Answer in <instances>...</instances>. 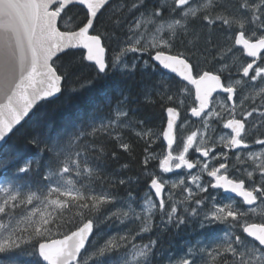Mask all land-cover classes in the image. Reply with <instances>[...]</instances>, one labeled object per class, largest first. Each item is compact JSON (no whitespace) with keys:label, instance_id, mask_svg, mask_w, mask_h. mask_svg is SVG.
Returning a JSON list of instances; mask_svg holds the SVG:
<instances>
[{"label":"snow or ice","instance_id":"obj_1","mask_svg":"<svg viewBox=\"0 0 264 264\" xmlns=\"http://www.w3.org/2000/svg\"><path fill=\"white\" fill-rule=\"evenodd\" d=\"M75 5L83 9L82 19H73L66 11ZM108 6L110 0H0V143L6 142L40 102L62 92L63 85L75 74L77 63L65 64L62 54L83 49L86 55L80 62H93L95 68V77L87 81L89 85L109 76L128 54H136L130 66L124 63L129 73L135 72L139 58L147 55L149 59L143 60V65L168 70L187 82L179 91H170L165 85L155 92L161 102L177 105L166 108L167 125L162 137L167 151L149 153L153 141L146 138L153 133L144 127L145 119L137 118V109L130 107V95H122L109 116L93 120L87 128L58 137L51 144L33 137L30 142L37 147L44 143L48 159L43 172L39 160H24L15 168L17 180L38 177L40 184L35 189L14 181L0 186V254L30 249V255L47 264H108L109 257H113L110 264H152L159 237H150L146 243H137V238L154 230L162 232L169 226L179 229L197 219L202 229L226 225L224 238L210 244L197 241L169 264H264V217L256 222L249 216L252 206L264 205V148L252 150L253 145L264 146V135L250 141L247 131L248 127H264V0H236L231 10L219 0H160L155 7H150L147 0H132L128 12L139 11V15L128 25L130 35L122 42L119 53L113 51L106 59L113 34L103 30L100 18L110 10ZM115 23L119 25L121 21ZM214 28L220 29L224 44L212 39ZM204 29L208 30L204 43L215 44L213 58L223 62L215 71L202 69L195 58L194 41H199ZM236 46L251 59L236 67L241 78L233 81L232 66L226 57L236 56ZM225 73L226 79L222 80ZM189 85L194 86V93ZM238 86L241 93L237 101ZM218 91L227 94L226 100L231 102L219 103L227 117L215 108L208 111L212 95ZM185 92L193 96L191 116L203 118V130L196 128L186 135L183 124L177 128L181 115L178 107H184ZM144 99L156 102L150 90L144 92ZM245 101L250 102V107H244ZM254 113L259 122L254 120L249 125L248 118ZM214 118L226 120L223 127L230 134L210 143L211 137L205 139V132ZM138 126L141 130L135 135L148 145L140 175H101L107 159L119 158L116 151L107 150L103 140L115 142L130 160L134 159L133 145L125 139L124 130ZM178 135L180 145L174 150ZM190 149L199 154L195 159L189 158ZM234 150H240L233 157L240 164L246 162L241 159L244 150H249L246 155L252 161L251 170L230 164L229 152ZM153 160L165 174L187 170L190 184L183 177L170 181L157 175L149 168ZM13 163L14 160H5L0 168ZM121 168L128 169L129 164ZM193 169L198 171L193 173ZM141 178L149 179V190L156 199L147 196L138 212L132 207L135 199L131 190L122 200L113 189L121 185L130 189L133 181ZM175 189H180L179 200L173 197ZM210 189L234 194L249 206L248 210L238 207L234 199L218 201L219 193L212 194ZM120 204L128 210L109 209L110 205ZM21 206H31V210L17 220L15 210ZM157 214L159 223L154 225ZM125 219L138 221V230L129 228L126 234L111 236L103 243H90L94 226L113 220L123 223Z\"/></svg>","mask_w":264,"mask_h":264},{"label":"trees","instance_id":"obj_2","mask_svg":"<svg viewBox=\"0 0 264 264\" xmlns=\"http://www.w3.org/2000/svg\"><path fill=\"white\" fill-rule=\"evenodd\" d=\"M131 3L132 0H117L109 6L110 10L105 13L104 17L100 18L104 24L103 30L113 34V39L107 47L108 58L111 57L112 51L119 53L122 42L127 40L129 35L128 25L133 22L135 15H137V11L128 12ZM66 11L73 19H82L84 16L83 9L79 7H72ZM116 20H120L121 23L117 25ZM83 56H85L84 52H69L62 57L65 64L70 61L77 62L74 66L75 74L71 80L63 85V93L60 98L40 105L26 124L10 138L8 144L0 153V163L5 160H14L15 163L0 168V184L14 181L16 184L25 187L32 186L35 189L36 185L40 184L38 177L17 180L15 168L24 160H39L41 162L40 171L43 172L48 159L44 152V143L51 144L58 137L66 136L80 128H87L93 120L109 116L123 94L130 95L133 98L130 107L137 109V118L145 119L144 127L151 129L153 133L151 138H146L153 141L149 147V153L155 152L158 154L163 151L162 132L167 124L166 108L175 106L173 102H161L155 95L157 90H162L164 87L160 86L151 74L141 72L142 74L136 73L134 75L135 72L129 73V69L124 68V66L119 69L116 68L106 78L97 79L89 85L87 81L95 77V68L94 65L88 64L86 60L80 62V58ZM128 58L131 65L133 57L129 56ZM147 90L151 91L152 100H155V103H150L144 99V92ZM140 130L139 126L135 129L124 130L125 139L134 148V159L131 160L127 153L116 146L115 142L107 139L103 140L107 150L116 151L119 158L107 159L103 165L101 175H123L125 178L140 175L142 170L141 161L145 155L144 148L148 147L145 139L135 135V132ZM33 137L44 143L37 147L30 142ZM123 164H129V168L122 169L121 165ZM153 165L154 160L149 164V168L151 169ZM149 182L148 178H141L138 182L133 181L130 189L121 185L113 191L119 197L121 196L123 200L126 198L127 192L131 190L135 199L132 204L134 208L137 205L138 194L147 190ZM117 207L118 205H110L109 209L115 211ZM129 228H132V226ZM105 236L104 223L95 226L91 244L102 243ZM30 251V249H23L14 253L0 254V256L7 263L43 264L38 256L30 255ZM112 259L113 257L108 258V264Z\"/></svg>","mask_w":264,"mask_h":264},{"label":"flooded vegetation","instance_id":"obj_3","mask_svg":"<svg viewBox=\"0 0 264 264\" xmlns=\"http://www.w3.org/2000/svg\"><path fill=\"white\" fill-rule=\"evenodd\" d=\"M115 1H117V0L112 1L110 3V5ZM156 2L159 3L160 0H147V3L150 7H155ZM206 2H207V0H201V3H206ZM219 3L224 4L227 8H229L231 10L232 7L235 5L236 0H219ZM136 13H137V15H135V17H137L139 15V11H137ZM207 31H208L207 29H204V31L201 33V37H200L199 41H194V43L196 44V48L193 50L196 53L195 58L199 60L200 66L202 69L215 71L217 68L222 66L223 62H221L218 58H216V59L213 58V57H216V46H215V44L212 46H209V45H206L204 43V36L207 33ZM220 33L221 32H220L219 28H214L212 30V39L216 42V44L222 45L225 43V41L221 40ZM185 44H187V40H185ZM177 47H179V48H181V50H183V46L180 45L179 43H177ZM233 51L238 55V57H239L238 60L231 61L230 58H229V60H228V58H226V62L232 66L231 70L234 74L233 75V81H234L235 79L241 78L239 76V74H237L235 71L236 67L242 61L250 60L251 58H248L245 54H243L241 52L239 46H236V48H234ZM148 59H149L148 56H143V57L139 58V60L137 61V69H136L134 74L141 73V72L149 73L152 75L153 78H155L157 80V83L160 86L168 85L169 89H170V87H172L170 89V91H176V90L179 91L180 87L183 84H186V82L181 81L180 79H178L174 75L166 73L164 70L162 71L160 68H153L151 66L143 65L142 61L148 60ZM151 63L152 62L150 61V65H151ZM226 75H227L226 73L222 75V80L226 79ZM188 87H189L190 92L194 93V87L191 85H189ZM260 87L261 86L259 85V82H257L256 91H259ZM243 91L245 94H248L249 89L245 88ZM240 93H241V89L238 86L237 98H236L237 101L239 100ZM226 96H227V94H224L221 92L216 93L212 97V103L210 104L208 111H211L212 108H215L216 111L221 112V115L223 117H227V115H228L227 112L223 111L219 107L220 102H225V103L231 104L230 101L226 100ZM182 98L184 99L185 104H184V107H182V108L178 107V110L180 111L181 115H180V120H179V123L177 125V128L179 129L181 124H183V132L185 135L190 134L191 130H194L196 128H200L203 130V125L201 123L203 118L191 116L190 108L193 104V96L190 95L188 92H185V93H183ZM257 103H259L258 98H257ZM175 106H177V105L175 104ZM244 107L245 108L250 107V102L245 101ZM254 120H256L257 123L259 122L258 114H256V113H254L253 117L248 118V124L251 125L252 121H254ZM224 122H226V120L221 121V120L215 119V118L210 119L208 129L205 132V139H208L209 137H211V140L209 141L210 143L211 142H218L220 136L230 134V130L225 129L223 127ZM247 131L249 133L248 139L250 141L257 135H264V127H257V128L248 127ZM163 142H164V140H163ZM179 145H180V140H179V135H178L177 143L173 145L174 150L177 149ZM262 148H264V146L253 145L252 150L259 151ZM220 150H221V148L218 147L217 151H220ZM166 151H167V148H166V144L164 143L163 151L158 153V154H162L163 152H166ZM225 151H227V150L225 149ZM239 151L240 150H234V151L229 152L230 164L236 163L237 167L241 168L242 170L244 168H248L249 170H251V167L253 166L252 161L248 160L247 155H246V153L249 150H244V153L241 155V159L246 161L244 164H240L239 162L234 161L233 157H234L235 153L239 152ZM198 155L199 154L193 153L192 150L190 149V151H189V158L190 159H195ZM151 169L154 170L157 173V175H162L165 179H168L170 181H176L179 178L183 177L186 179V183L190 184V180H188L187 175H186L187 170H185V169H179V170H175L172 173H166L165 174V173H162L161 170L158 168V161L157 160H154V165L151 167ZM191 171L193 173H195L198 171V169H193ZM205 179H208L206 177V175H205ZM168 190H169L168 186H166L165 193H167ZM172 191H173L174 199H176V200L181 199L180 189H175ZM209 191L212 194L219 193V195L217 196L218 201H225L226 202L229 199H234L236 201L238 207H241L242 209L248 210L249 206L243 205L241 203V198L235 197L234 194L223 193L220 190H213V189H210ZM149 195L152 196L153 200L156 199V197L154 195H152V191L149 190V187L147 188L146 191H143V192L138 194L137 205L134 207L137 209L138 212L141 210L142 207H144V200ZM249 216L253 221L259 222V220L262 217H264V205L258 204L256 206H252L251 210H249ZM153 223H154V225L159 223V215L158 214L154 216ZM138 227H139V222L137 221L134 223V225L132 227L133 231H137ZM226 230H227V226L221 225V224H214L212 226H209V227L202 229V228H200L197 219H191L188 223H186L185 225H182L179 229H176L172 226H169L166 229H164L162 232H158V231L154 230L153 233L142 234L141 237L137 238L136 242L137 243H146L150 237L156 238L158 236L159 237L158 245L153 250V255L151 256L152 264H169L170 261H175L176 259L180 258L186 252L187 248L196 245L197 241L210 244L217 239L224 238V234H225ZM246 239H250V238H246ZM39 259L41 260L40 257H39ZM0 262L1 263L3 262L1 256H0ZM41 262H42V260H41Z\"/></svg>","mask_w":264,"mask_h":264},{"label":"rangeland","instance_id":"obj_4","mask_svg":"<svg viewBox=\"0 0 264 264\" xmlns=\"http://www.w3.org/2000/svg\"><path fill=\"white\" fill-rule=\"evenodd\" d=\"M133 22H134V20H133ZM149 28H151V26H149ZM129 35H130V33H129ZM220 35H221V40L223 41L224 40L223 39V34L220 33ZM127 38H128V36H127ZM135 55L136 54H128L126 57H124L121 60V62L118 64L117 69L122 68V66H124V63L125 62H127L130 65V60H129L128 57L129 56L134 57ZM229 56H230V60L231 61L238 60V58H239L237 54H236V56H232L231 54H229ZM226 58H228V57H226ZM228 60H229V58H228ZM4 184H5V182H2L0 184V186H2ZM118 209L119 210H122V211H127L128 210L127 207L124 206V205H118V207L116 208V210H118ZM30 210H31V206H28L27 209L24 206H21L19 209L15 210L16 213H17L16 219L17 220H22L23 217L27 216V214H28V212ZM136 211H137V209H136ZM132 225H134V223L131 220H128V219H125V221L123 223H121L119 221H115V220H113L111 222L104 223V228H105V232H106L105 239L106 238H109L111 236H116L117 233H118V235L119 234H126L128 232V230H129V227L132 226ZM0 264H21V263H18V262H15V263H13V262L7 263V262H4L3 261L2 263L0 262Z\"/></svg>","mask_w":264,"mask_h":264},{"label":"water","instance_id":"obj_5","mask_svg":"<svg viewBox=\"0 0 264 264\" xmlns=\"http://www.w3.org/2000/svg\"><path fill=\"white\" fill-rule=\"evenodd\" d=\"M112 1H114V0H110V3H111ZM75 6L80 7V6H78V5H75ZM71 7H74V6H69V8H71ZM66 10H67V9H66ZM73 51H83V52H85V55H86V50H83V49H74V50H68L66 53L62 54V56H63V55H66V54L69 53V52H73ZM105 57H106V59H107V50H106V53H105ZM87 62H88V61H87ZM88 63L91 64V65H94L93 62H88ZM164 71L167 72V73H169V74L175 75L177 78H179V79L181 80V78L178 77L177 74L171 73V72L168 71V70H164ZM193 87H194V86H193ZM218 92H219V91H218ZM218 92H216V93H218ZM62 93H63V88H62V92L59 93V94H57L55 97H51V98H48V99L45 100V101L40 102V103L38 104L37 108H38L40 105H42L43 103H45V102L54 101V100L60 98L61 95H62ZM216 93H213L212 97H213ZM37 108H36V109H37ZM36 109H34L33 112L29 114V117L25 118V120L22 121V123H21L20 125H18V126L13 130L12 133L9 134V136L6 138V142L0 143V153H1L2 150L5 148V146L8 144L10 138H11V137H12V136H13V135H14V134H15V133H16V132H17V131L23 126V125H24V124H26V122L32 117V115L34 114V112L36 111ZM179 120H180V119H179ZM179 120L177 121V125H178V123H179ZM165 130H166V129H165ZM164 142H165V144H166V141H165V140H164ZM93 234H94V231H93ZM92 237H93V235L89 237V241H90V242H91ZM86 247H87V246H86ZM41 260H42V258H41ZM42 261H43V260H42ZM43 263H44V264H47V262H45V261H43Z\"/></svg>","mask_w":264,"mask_h":264},{"label":"bare ground","instance_id":"obj_6","mask_svg":"<svg viewBox=\"0 0 264 264\" xmlns=\"http://www.w3.org/2000/svg\"><path fill=\"white\" fill-rule=\"evenodd\" d=\"M156 4H158V3H156ZM113 52V51H112ZM133 73V72H132ZM112 74V73H111ZM140 74V73H139ZM142 74V73H141ZM135 75V74H134ZM164 87V86H163ZM172 87H170V89H171ZM169 89V90H170ZM162 90H163V88H162ZM173 90V89H172ZM176 90V89H175ZM177 91V90H176ZM124 95V94H123ZM143 99V98H142ZM158 102V101H157ZM168 104V103H167ZM162 125V124H161ZM157 131V130H156ZM157 147V146H156ZM7 178V177H6ZM121 197V196H120ZM121 231V230H120ZM117 235H118V233H117Z\"/></svg>","mask_w":264,"mask_h":264}]
</instances>
